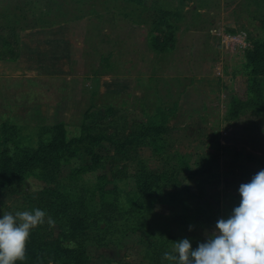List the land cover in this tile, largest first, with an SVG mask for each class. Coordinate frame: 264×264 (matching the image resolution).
<instances>
[{"label": "rangeland", "instance_id": "rangeland-1", "mask_svg": "<svg viewBox=\"0 0 264 264\" xmlns=\"http://www.w3.org/2000/svg\"><path fill=\"white\" fill-rule=\"evenodd\" d=\"M149 8L167 12L164 20L173 28V46L161 52L149 44L163 30L151 31ZM263 17L264 0H0V155H27L58 124L65 126L67 140L94 124L120 139L156 114L168 127L160 140L144 137L123 148L101 143L93 150L96 166L92 156L73 148L55 166L31 168L21 180L0 186V217L37 208L47 214L45 202L53 191L75 201L86 191L97 202L101 175L125 187L115 200L123 206L132 197L139 163L154 171L175 166L177 181L169 179L147 208L143 226L152 238L160 230H169L174 242L193 238V250L206 242L217 220L229 217L240 185L259 172L249 156L264 160V112L254 104L244 106L241 64L243 41L250 47L264 40ZM62 25L70 32L68 45L60 39ZM5 45L15 55L7 56ZM57 62L67 63L68 70L53 71ZM58 76L64 82L51 80ZM259 81L264 101V78ZM12 83L25 86L4 88ZM45 83L50 89L40 90ZM233 99L243 106L230 119ZM79 204L78 214L93 221V205L85 211ZM119 224L104 222L88 230V264L139 261L144 235L139 230L118 245L97 244ZM43 227L45 237H57L56 225Z\"/></svg>", "mask_w": 264, "mask_h": 264}, {"label": "trees", "instance_id": "trees-1", "mask_svg": "<svg viewBox=\"0 0 264 264\" xmlns=\"http://www.w3.org/2000/svg\"><path fill=\"white\" fill-rule=\"evenodd\" d=\"M139 2L137 1V4ZM148 10H153L154 12L149 21L151 31L155 32L163 29V33L159 31V33L149 38L152 50L161 52L172 47L175 41L173 28L164 20L168 13L157 9L149 8ZM260 25L264 30V17L260 20ZM6 47H11L10 45L2 47L3 52L8 54L7 56L15 55L13 49H7ZM242 59V74L246 77L247 96V102L244 103V106L254 104L253 106L264 112L262 86L259 81L260 78H264V40L253 41L250 47L244 50ZM241 106L243 105L237 99L232 100L229 113L230 119L236 118V110ZM165 123V118L158 119L156 114L149 117L145 125H138L128 135L120 139H114L110 134H107L103 125L94 124L81 127L80 135L70 140L66 139L65 126L58 124L50 128L42 144L37 149L30 150L27 155L19 159H14V157H10L6 153L0 155V186L5 187L17 179L21 180L22 175L25 172H29L33 167L47 169L49 165H57L60 158H68L72 154L71 150L73 148L82 150L85 154L92 156V163L96 166L98 162L95 160L96 157L93 150L101 143L107 142L116 148H123L125 146H133L144 137L151 136L156 140H160L162 135L168 130ZM249 158L257 161L260 167L259 171L264 170L263 159H253L250 156ZM177 173L178 169L175 166H164V169L154 171L149 169L144 163H139L134 176L135 188L129 191L132 197L131 199H126L127 202L123 206L116 202L118 194L126 189L117 183L118 179H115V177L114 184L104 175L99 177L97 188L101 195L99 201L94 203L92 197L94 195L91 196L86 191H83L82 195H77L75 198L77 201L64 199L62 195H57L54 191L48 192L50 201L46 199L45 205H48L47 215L49 213L48 216L54 219L57 226V237L51 239L45 237L43 225L34 228L27 242L26 259L18 262V264H88L89 257L85 251V245L90 240L87 235L88 230L100 223L111 224L113 221L120 222V224L114 226L103 237L99 236L96 239L99 246H107L110 242L118 245L121 238H124L128 232L139 230L144 233L138 241L141 247L140 259L137 263L132 264H172V262L163 260V254L166 251H171L175 237L171 236L169 230L166 233L160 230L153 238L150 237L152 231L143 226L145 221H147L146 219L143 220V214L146 215L149 212L147 208L155 204L157 195L162 193L163 187L169 179L173 182L177 181ZM109 184H112V188L105 190ZM106 193L112 195L111 201L103 200V196ZM240 199V195H237L231 200L228 209L230 215L233 209L239 206ZM171 200L170 202L172 203L175 199L172 198ZM79 203H81V208L85 211H88L93 205L92 208L96 213L93 221L90 222V215L78 214L76 210L80 208ZM183 218L184 216L177 217L179 220ZM198 221L196 220V223ZM138 222L141 223L140 226ZM193 240V238H189L190 242ZM178 241L177 239L175 242Z\"/></svg>", "mask_w": 264, "mask_h": 264}, {"label": "clouds", "instance_id": "clouds-1", "mask_svg": "<svg viewBox=\"0 0 264 264\" xmlns=\"http://www.w3.org/2000/svg\"><path fill=\"white\" fill-rule=\"evenodd\" d=\"M241 197L227 218L217 220L215 230L195 250L189 239L173 242L163 260L172 264H264V170L239 187ZM47 217V219H46ZM55 221L40 209L5 212L0 217V264L26 259L31 231Z\"/></svg>", "mask_w": 264, "mask_h": 264}, {"label": "crops", "instance_id": "crops-1", "mask_svg": "<svg viewBox=\"0 0 264 264\" xmlns=\"http://www.w3.org/2000/svg\"><path fill=\"white\" fill-rule=\"evenodd\" d=\"M59 31L61 32V35H60V39H61V41H62V43H64V44H69V37H67V35L69 36V31H68V29H66V28H64V25H62L61 27H60V29H59ZM69 32V33H68ZM52 33H54V31H52ZM83 47H84V45H83ZM82 47V48H83ZM83 54V55H82ZM84 49L83 50H81V51H79V56H81V58L82 57H84ZM78 55V54H77ZM57 65L54 67V70L53 71H55V72H60V73H62L63 72V70L64 71H67L68 69H64L63 67H66V65L65 64H67V63H64V62H57L56 63ZM26 70H29V69H26ZM30 70H34V69H30ZM45 70V69H44ZM59 75V74H58ZM59 77V78H58ZM57 78H52L51 80H59L61 83L62 82H64V80L62 79V76H58ZM66 77V76H65ZM66 80V79H65ZM65 82H67V81H65ZM15 84H17V83H12V84H9V85H7V87H4V88H6V89H13V90H16L17 88H19V89H21L22 90V87H24L25 85H21V84H17V86L15 85ZM64 84V83H63ZM34 86H37V87H39V85H36V84H33ZM29 87V86H28ZM28 87H26V89H30V88H28ZM47 87H48V84H44V86H42L41 85V87H39V88H41L40 90H43V91H46L47 90ZM51 87V86H50ZM50 87H48V89H50ZM16 88V89H15ZM43 88V89H42ZM53 92H55V91H52V93ZM6 96V95H5ZM7 97V96H6Z\"/></svg>", "mask_w": 264, "mask_h": 264}, {"label": "built area", "instance_id": "built-area-1", "mask_svg": "<svg viewBox=\"0 0 264 264\" xmlns=\"http://www.w3.org/2000/svg\"><path fill=\"white\" fill-rule=\"evenodd\" d=\"M243 42H244V44H245V45L243 46V48H242V50H241V51H242V53H243V52H244V50H245V49H247V47H248V44H246V42H245V41H243Z\"/></svg>", "mask_w": 264, "mask_h": 264}]
</instances>
